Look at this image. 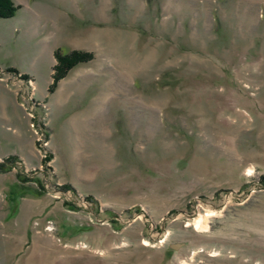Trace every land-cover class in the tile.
<instances>
[{"label": "rangeland", "instance_id": "obj_1", "mask_svg": "<svg viewBox=\"0 0 264 264\" xmlns=\"http://www.w3.org/2000/svg\"><path fill=\"white\" fill-rule=\"evenodd\" d=\"M91 1L50 96L0 69V264H264V0Z\"/></svg>", "mask_w": 264, "mask_h": 264}, {"label": "crops", "instance_id": "obj_2", "mask_svg": "<svg viewBox=\"0 0 264 264\" xmlns=\"http://www.w3.org/2000/svg\"><path fill=\"white\" fill-rule=\"evenodd\" d=\"M12 1L19 10L14 17L0 20V69L14 68L32 77L34 86L39 82L44 86L41 96H50L47 88L53 82L55 51L83 49L79 44L82 41L74 39L75 27L90 19L98 3L91 0ZM6 85L0 81V124L18 125L19 100Z\"/></svg>", "mask_w": 264, "mask_h": 264}, {"label": "trees", "instance_id": "obj_3", "mask_svg": "<svg viewBox=\"0 0 264 264\" xmlns=\"http://www.w3.org/2000/svg\"><path fill=\"white\" fill-rule=\"evenodd\" d=\"M19 7L15 5L12 0H0V20L9 19L15 16ZM93 58L90 54L81 52H72L70 54H63L61 51L56 52L57 65L54 68L53 82L49 89V93H53L58 83L66 77L68 72L76 65L91 60ZM16 72L15 70H10ZM27 79V76H24ZM16 156H10L4 160V163H0V172L8 171L16 160Z\"/></svg>", "mask_w": 264, "mask_h": 264}]
</instances>
